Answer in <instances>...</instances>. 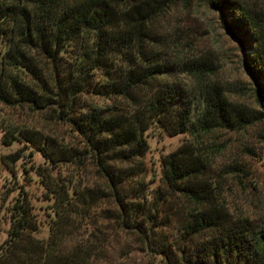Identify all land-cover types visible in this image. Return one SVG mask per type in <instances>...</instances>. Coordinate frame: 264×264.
I'll return each instance as SVG.
<instances>
[{"label":"trees","instance_id":"trees-1","mask_svg":"<svg viewBox=\"0 0 264 264\" xmlns=\"http://www.w3.org/2000/svg\"><path fill=\"white\" fill-rule=\"evenodd\" d=\"M178 2L0 0V107L43 112L83 144L0 120L3 144H29L52 170H35L51 202L46 239L35 236L40 224L19 195L0 264H264V216L235 212L225 195L228 178L242 185L244 166L215 167L223 149L205 142L264 123V14L244 0H209L226 34L254 52L244 63L253 109L232 100L242 93L237 83L213 79L212 60L179 43H171L176 60H165L159 19ZM151 128L190 138L161 160L153 190L144 162ZM60 166L73 172L55 173ZM134 251L148 262L133 261Z\"/></svg>","mask_w":264,"mask_h":264},{"label":"rangeland","instance_id":"rangeland-1","mask_svg":"<svg viewBox=\"0 0 264 264\" xmlns=\"http://www.w3.org/2000/svg\"><path fill=\"white\" fill-rule=\"evenodd\" d=\"M251 8L261 10L264 14V0H244ZM222 15L214 10L209 0H179L176 6L159 19L162 42H168L170 49L165 60L174 62L171 48L180 44L192 56L212 60L218 67V73L213 77L222 83H230L242 87L239 99L242 105L259 109L253 97L252 80L244 67L248 56L254 54L249 48L240 46L232 40L223 30ZM178 68H176L177 70ZM175 82L189 83V80L177 72L171 74ZM98 105H108L109 101L102 98L88 97ZM0 120L3 124L38 130L42 135L52 137L57 142L74 147H81V139L71 128L64 123L52 122L43 112H31L27 108L12 109L0 107ZM3 133H0V245L7 237L10 227L11 209L19 195H25L31 206V213L40 224L35 236L46 239L48 235L47 221L50 214L48 196L39 183L35 170L47 166L39 152L29 144L15 141L10 146L2 143ZM190 138L186 135L170 136L158 128H151L147 133L149 150L145 155V179L149 189L156 188L160 178L161 160L186 143ZM206 143L215 144L223 152L215 157V167L242 163V185L236 178H228L225 183V195L232 210L242 215L260 220L264 216L262 206L264 203V123L249 128L245 134L216 132ZM242 149V153L239 152ZM242 154V155H241ZM241 156V157H240ZM6 157L18 160L14 163L6 161ZM7 162V164L5 163ZM63 175L73 172L71 167H58L55 169ZM54 172V171H53ZM127 249L133 250L137 244L135 237L123 240ZM130 257L136 262H148V257L138 252H132ZM157 262V259H153ZM157 264H161L158 262Z\"/></svg>","mask_w":264,"mask_h":264}]
</instances>
